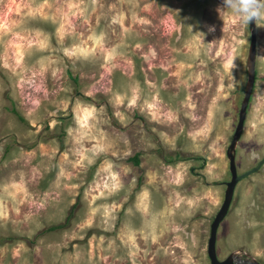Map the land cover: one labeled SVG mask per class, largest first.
I'll use <instances>...</instances> for the list:
<instances>
[{"label": "rangeland", "instance_id": "obj_1", "mask_svg": "<svg viewBox=\"0 0 264 264\" xmlns=\"http://www.w3.org/2000/svg\"><path fill=\"white\" fill-rule=\"evenodd\" d=\"M221 5L0 0V264H209L249 40ZM262 157L255 25L236 172ZM214 245L264 264V159L234 184Z\"/></svg>", "mask_w": 264, "mask_h": 264}, {"label": "water", "instance_id": "obj_2", "mask_svg": "<svg viewBox=\"0 0 264 264\" xmlns=\"http://www.w3.org/2000/svg\"><path fill=\"white\" fill-rule=\"evenodd\" d=\"M248 28H249V40L247 45L246 57H245V66H246L245 85L243 89V94L239 102V106L237 110V119L234 125V129L229 139V142L225 148V156L227 158L229 179L225 181L222 200L209 223L208 236L206 240V255L209 264H260L259 261L254 257H252L251 255L246 253H238L236 251H231L227 253L223 258H217L215 253V245H214L216 229L219 222L227 212L231 200L234 184L239 178L258 168V166L261 164V162L264 159V157L260 158L254 166H252L247 170H244L241 173L236 172L235 164H234V147L236 141L238 140L241 134L243 121L245 118L246 107L251 94L253 80H254L255 25L249 24Z\"/></svg>", "mask_w": 264, "mask_h": 264}, {"label": "clouds", "instance_id": "obj_3", "mask_svg": "<svg viewBox=\"0 0 264 264\" xmlns=\"http://www.w3.org/2000/svg\"><path fill=\"white\" fill-rule=\"evenodd\" d=\"M219 10L229 11L242 25L264 27V0H222Z\"/></svg>", "mask_w": 264, "mask_h": 264}, {"label": "trees", "instance_id": "obj_4", "mask_svg": "<svg viewBox=\"0 0 264 264\" xmlns=\"http://www.w3.org/2000/svg\"><path fill=\"white\" fill-rule=\"evenodd\" d=\"M11 110L17 114V112L15 111V109L13 107L11 108ZM17 116L20 118V116L18 114H17ZM133 159L135 162H137L136 155H134ZM68 215H69V213H68ZM62 225H63V223L50 224V225L46 226V229H54V228L60 227Z\"/></svg>", "mask_w": 264, "mask_h": 264}]
</instances>
